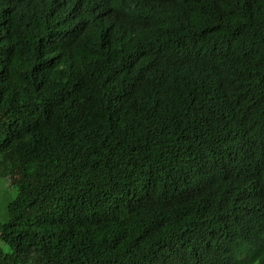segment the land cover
Returning a JSON list of instances; mask_svg holds the SVG:
<instances>
[{
    "label": "trees",
    "instance_id": "1",
    "mask_svg": "<svg viewBox=\"0 0 264 264\" xmlns=\"http://www.w3.org/2000/svg\"><path fill=\"white\" fill-rule=\"evenodd\" d=\"M0 264H264V0H0Z\"/></svg>",
    "mask_w": 264,
    "mask_h": 264
},
{
    "label": "rangeland",
    "instance_id": "2",
    "mask_svg": "<svg viewBox=\"0 0 264 264\" xmlns=\"http://www.w3.org/2000/svg\"><path fill=\"white\" fill-rule=\"evenodd\" d=\"M13 189L12 186L7 182L0 187V217L3 214V207L6 202L13 197Z\"/></svg>",
    "mask_w": 264,
    "mask_h": 264
}]
</instances>
